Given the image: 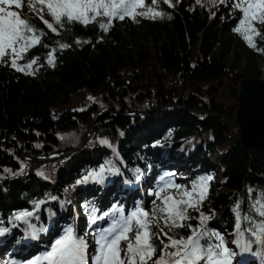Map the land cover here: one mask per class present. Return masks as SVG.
<instances>
[{
    "label": "trees",
    "instance_id": "obj_1",
    "mask_svg": "<svg viewBox=\"0 0 264 264\" xmlns=\"http://www.w3.org/2000/svg\"><path fill=\"white\" fill-rule=\"evenodd\" d=\"M171 1L175 8L160 2L162 16L151 21L139 17L154 37L149 45L139 41L131 18L113 20L107 31L98 23H65L57 34L47 29L32 7L19 12L44 33L41 43L19 63L38 58L46 67L38 77L36 71L25 74L0 64V228L9 229L0 236V246L9 253L20 250L34 235L48 236L65 213L71 215L70 227L89 246L107 212L101 201L105 190L115 201L116 189L127 182L146 187L143 179L150 170L161 168L159 152L170 154L174 164L190 163L193 182L208 176L203 156L216 149L221 154L220 181H210L207 199L199 211L188 209L192 219L185 223L195 227L200 212L212 215L208 230L238 248L232 264H264V244L252 243L250 250L242 251L234 243L239 237L233 212L240 201L241 216H255L251 203L264 192V147H236L232 129L237 87L244 76H262L264 51L251 48L233 31L241 16L233 9L235 0H217L215 5L211 0ZM146 4L156 6L151 0ZM257 27L264 35V25ZM254 41L258 49L264 48L260 37ZM61 44L69 47L62 49ZM53 49L54 67L47 63ZM80 94L82 101L75 105ZM88 94L93 97L90 101ZM101 111L105 115L95 120ZM21 147L31 159L25 158ZM53 155L59 156L37 160ZM102 165L105 187L83 180ZM249 188L254 190L251 199ZM24 211L34 215L26 221L14 219ZM93 214L102 218L93 221ZM249 226L243 221L240 230ZM169 234L179 238L189 229ZM245 239L254 238L245 232ZM153 243L158 247L156 259L162 245L155 238ZM47 245V238L35 239L27 248Z\"/></svg>",
    "mask_w": 264,
    "mask_h": 264
},
{
    "label": "snow or ice",
    "instance_id": "obj_2",
    "mask_svg": "<svg viewBox=\"0 0 264 264\" xmlns=\"http://www.w3.org/2000/svg\"><path fill=\"white\" fill-rule=\"evenodd\" d=\"M156 2L157 0H151L152 5ZM163 2L170 4L171 0ZM197 3H200V0H197ZM211 3L215 5L217 0H211ZM219 3H225V0H219ZM23 5L24 0H0V64L10 66L18 72L34 75L33 65L37 63L38 58L30 59L26 64H20L19 61L24 59L30 49L41 43L44 33L37 30L19 12L11 10L14 7L23 8ZM29 6L47 29L57 34L65 23H81L85 26L98 23L100 29L107 31L116 19L135 20L137 16L156 19L162 16V13L155 11L152 6L147 7V10H139L145 8V0H29ZM233 9H238L241 13L238 26L233 31L240 33L251 48L264 51V48L258 49L254 41V37H260L264 41V35L257 27L264 25V0H235ZM60 47L63 49L69 45L61 44ZM54 53L55 49L47 57L48 65L53 67ZM100 142L108 143L106 140ZM24 167L22 165L21 173ZM5 171L10 172L9 169ZM105 171L106 168L102 165L98 171L90 173L83 180L102 182ZM160 179L163 181L162 185L157 191L150 193L156 197L150 211L138 205L127 216L123 215L120 208H114L111 213H104L105 216L111 215L112 222L95 238L97 249L92 257V264H149L150 261L151 264H232L235 253L227 247L220 233L209 231L207 228V222L212 219V215L200 212L195 227L185 223L192 219L188 215V209L199 211L203 201L207 199L213 176L199 177L192 182L191 188L177 185L174 181L166 180L164 176ZM80 182L82 181L77 183ZM247 191L251 199L254 190L249 188ZM157 200L160 203H157ZM240 203L237 201L233 208L239 237L234 243L239 245L242 251H248L252 243L264 244V192L251 203V211L255 216L245 214L242 217ZM36 206L39 207L38 204ZM94 211L93 209V213ZM32 215L33 212L24 211L15 214L14 219L26 221ZM99 218L102 217H96L94 214L92 216L93 221ZM243 221L249 222L250 226L241 231ZM154 227L158 231L154 232ZM165 228L169 231H165ZM178 228L189 229V234L179 238L175 234H169L175 233ZM8 231V228H0V236ZM245 232L254 239H245ZM154 238L162 245L161 254L156 259H153L156 255ZM213 239L217 241L214 244L211 242ZM122 244L125 246L121 247ZM87 249V241L82 236H77L69 227L64 235L53 242L50 251L38 257L37 261H47L48 264H88ZM37 261H30L29 264H37Z\"/></svg>",
    "mask_w": 264,
    "mask_h": 264
},
{
    "label": "rangeland",
    "instance_id": "obj_3",
    "mask_svg": "<svg viewBox=\"0 0 264 264\" xmlns=\"http://www.w3.org/2000/svg\"><path fill=\"white\" fill-rule=\"evenodd\" d=\"M160 1L161 0H157V2H156V6H152L153 8H154V10L155 11H160L161 10V3H160ZM166 4H168V3H166ZM169 6H171V7H173L174 6V4L171 2L170 4H169ZM147 7H149V6H147V4H146V0H145V8L144 9H139V10H147ZM30 8V6H29V0H24V5H23V8H12L11 10H14V11H17V12H19V11H23V10H27V9H29ZM138 10V11H139ZM139 17H141V16H137L136 17V19L134 20L135 21V26H136V28H137V30H138V32H139V36H138V39H139V41L141 42V43H143V44H145V45H149V43L150 42H152L153 40H154V37H153V35L150 33V31L147 29V24H146V22H139ZM146 18V20L147 21H151L152 20V18H150V16L149 17H145ZM159 36H158V38H161V34H158ZM262 62H264V60H261ZM26 64V63H25ZM263 65H264V63H263ZM45 67H46V63L45 62H41V60H37V63L35 64V65H33V71H36V73L38 74L37 76L38 77H42L43 76V73H44V69H45ZM262 69H263V75L262 76H264V67H262ZM156 86H158V85H154V87H156ZM89 97H92L91 95H87V101H90L91 99H89ZM93 98V97H92ZM81 94L80 95H78V96H76L75 97V100H74V103H75V105H77V104H79L81 101ZM177 107L178 108H184V107H180L179 105H177ZM105 113H106V111L104 112V111H101L98 115H97V118L95 119V120H97V119H99L100 117H102V116H104L105 115ZM89 132H88V134L86 135V139H87V137H89ZM86 139H85V141H86ZM83 145H84V143H83ZM22 148V147H21ZM65 154H63L62 156H64ZM220 153H219V151L218 150H212V151H210L209 152V154L208 155H206V156H203L204 157V165H205V169H206V172H207V175L209 176V175H211V176H213V179L212 180H214L216 183H219V181H220V176H221V173H222V170H221V167L217 164V160L220 158ZM59 156V155H58ZM57 156V157H58ZM25 158H27V159H31V157H26L25 156ZM44 157H42V158H39V160H44L43 159ZM192 158H196V156L194 155ZM51 159H53L52 157L50 158V159H47V160H51ZM193 175V171L191 170L190 171V175L189 176H187V177H185L184 175H183V173H180V176L179 177H177V174H174V176H166L165 178H166V180H171V181H174V183L175 184H177V185H184V186H186V187H188V188H191V186H192V183H191V176ZM161 178V177H160ZM161 180V179H160ZM160 180H158L156 183H155V185H154V187H155V190H154V192L155 191H157L158 190V188L162 185V183H163V181H160ZM210 188H211V185H209V190H210ZM208 190V191H209ZM174 191V190H173ZM156 199V197L154 196V195H151L150 197H149V201L147 202V203H145V200L144 199H141V206L143 207L144 205L145 206H147V207H149V206H152L153 205V200H155ZM157 201H159V200H157ZM152 204V205H151ZM40 205V204H39ZM124 207H125V205L123 204V205H120V208L123 210L124 209ZM38 208V207H37ZM150 208H148V210H149ZM131 212V211H130ZM64 217L62 218V220H61V222H58L57 223V225L55 226V227H53L52 229H50L49 231H55V230H58V229H60V230H66V229H68L71 225V223L69 222V220L71 219V215L70 214H68V213H65L64 215H63ZM63 224V225H62ZM62 226H64V227H62ZM74 230V229H73ZM58 238H60V237H57V238H55L54 240H50V243H51V245H50V249H51V246H52V244H53V242L56 240V239H58ZM227 245V247L229 248V249H231L232 250V252H234L235 253V251H234V249L232 248V246L231 245H229V244H226ZM125 245L124 244H122L121 245V247H124ZM91 251H93V248H91L90 249ZM1 252H5V250H2L1 249ZM158 253V247L156 246V254ZM236 254V253H235ZM122 255H123V253H122ZM1 263H5V264H10V262H9V260H7L6 259V257H4V256H0V264Z\"/></svg>",
    "mask_w": 264,
    "mask_h": 264
},
{
    "label": "water",
    "instance_id": "obj_4",
    "mask_svg": "<svg viewBox=\"0 0 264 264\" xmlns=\"http://www.w3.org/2000/svg\"><path fill=\"white\" fill-rule=\"evenodd\" d=\"M237 93L236 123L232 125L234 145L261 149L264 147V79L244 76ZM21 150L29 157L23 147Z\"/></svg>",
    "mask_w": 264,
    "mask_h": 264
},
{
    "label": "bare ground",
    "instance_id": "obj_5",
    "mask_svg": "<svg viewBox=\"0 0 264 264\" xmlns=\"http://www.w3.org/2000/svg\"><path fill=\"white\" fill-rule=\"evenodd\" d=\"M264 77V76H263ZM134 197H136V196H134Z\"/></svg>",
    "mask_w": 264,
    "mask_h": 264
}]
</instances>
